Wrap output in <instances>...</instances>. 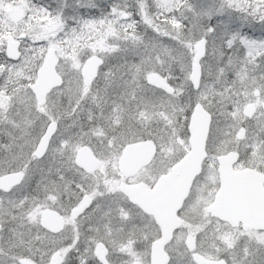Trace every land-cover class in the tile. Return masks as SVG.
<instances>
[{"label": "snow or ice", "instance_id": "snow-or-ice-1", "mask_svg": "<svg viewBox=\"0 0 264 264\" xmlns=\"http://www.w3.org/2000/svg\"><path fill=\"white\" fill-rule=\"evenodd\" d=\"M0 264H264V0H0Z\"/></svg>", "mask_w": 264, "mask_h": 264}, {"label": "flooded vegetation", "instance_id": "flooded-vegetation-1", "mask_svg": "<svg viewBox=\"0 0 264 264\" xmlns=\"http://www.w3.org/2000/svg\"><path fill=\"white\" fill-rule=\"evenodd\" d=\"M236 179V178H235ZM243 181V185H238L241 189L245 190V191H249L250 193V189H251V185H252V180L249 177H242ZM249 182V183H248ZM255 200V199H254ZM254 200H249L247 201V208H246V214L251 218L250 211H255L254 213L256 214V217L259 215L258 212V207L256 204V201ZM251 205H255V207H251ZM255 209V210H254Z\"/></svg>", "mask_w": 264, "mask_h": 264}, {"label": "water", "instance_id": "water-1", "mask_svg": "<svg viewBox=\"0 0 264 264\" xmlns=\"http://www.w3.org/2000/svg\"><path fill=\"white\" fill-rule=\"evenodd\" d=\"M242 181H243L242 177H237V178L235 179L234 182H235L237 185H243L244 182H242ZM248 183H249V182H248ZM248 199H249V200H254V198L251 196V194H249ZM254 201H255V200H254ZM251 207L254 208L255 205H251ZM254 210H255V209H254ZM254 212H255V211L252 210V211H250V214H249V215L251 216L252 219H255V218H256V214H255Z\"/></svg>", "mask_w": 264, "mask_h": 264}]
</instances>
